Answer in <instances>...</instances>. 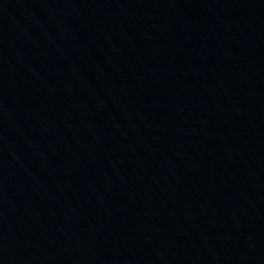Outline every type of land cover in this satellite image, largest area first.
<instances>
[{
  "label": "water",
  "instance_id": "obj_1",
  "mask_svg": "<svg viewBox=\"0 0 264 264\" xmlns=\"http://www.w3.org/2000/svg\"><path fill=\"white\" fill-rule=\"evenodd\" d=\"M0 264H264V0H0Z\"/></svg>",
  "mask_w": 264,
  "mask_h": 264
}]
</instances>
